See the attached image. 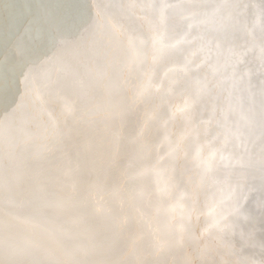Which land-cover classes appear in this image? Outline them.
Segmentation results:
<instances>
[{
	"label": "snow or ice",
	"instance_id": "obj_1",
	"mask_svg": "<svg viewBox=\"0 0 264 264\" xmlns=\"http://www.w3.org/2000/svg\"><path fill=\"white\" fill-rule=\"evenodd\" d=\"M169 7L172 6L165 5L159 10L161 23ZM176 7L185 13L183 19L194 23L175 42H170L155 27L152 59L155 62L160 57L179 54L183 61L168 69L159 84H154L152 75L138 65L140 51L135 36L121 29L120 34L127 35L128 41L124 68L129 73L134 70L138 73L132 97L135 103L151 97L154 90H161L165 81L169 93L182 98V104L175 106L170 119H179L183 131L175 145H170L167 155L182 152L197 173L212 177L205 226L199 236L190 235L193 215L199 218L198 193L175 195L173 177L161 167L164 157L148 170L156 177L154 192L140 189L129 198L138 213L137 222L147 234L150 255L158 256L187 242L204 255L213 251V247L205 243L204 248H200V242L215 240L214 250L223 257L221 264H256L255 251L250 256L244 255L255 235L253 231H245L244 224L252 219L248 207L252 195L258 192L264 197V37L257 39L256 24L253 23L264 16V9L256 7L253 0H219L215 4L193 2ZM76 14L72 0H66L55 8L29 5L6 20H0V99L9 98L19 90L18 86H23L10 117L23 113L26 97L38 93L37 68L54 60L59 65L56 70L58 79L78 75L80 65H84L98 81L111 78L108 70L96 65L94 59L92 67L88 66L90 49H78L75 55L81 59L75 64L71 60L46 55L40 59L53 44L58 52L66 49L68 41L59 37L71 27ZM102 15L100 10L96 11V16ZM95 27L99 29L103 25L97 23ZM112 29L116 32L115 25ZM193 29L198 35L188 39ZM186 46L197 47L191 54L184 55ZM257 48L261 53L256 68V73L261 76L259 91L251 84L253 61L249 59ZM205 68L210 69V73L204 72ZM246 82L247 88H242ZM176 89L180 91L176 92ZM225 93L226 105L219 109L214 106L212 111L213 116L219 111L221 119L217 120L216 126L220 130L215 135L206 129L201 131V125L212 121L197 123V107L206 99H215ZM237 93L240 94L238 100ZM64 112L68 117L75 116L76 102L66 99ZM123 115V112L119 113L121 118ZM232 116L237 118L232 119ZM257 129L258 138L255 137ZM257 139L261 144L258 153L254 152ZM32 140L33 137L26 134L24 143ZM18 148L10 128L7 142L9 164L5 174L3 135L0 132V256H7L6 260L0 258V264H120L110 257L91 224L92 218L110 213L103 198L95 200L91 207L73 205L69 209L66 200L49 199L43 188L22 190L21 185L28 179L35 181L38 173L29 177L22 171L24 165L16 156ZM133 167L134 163L130 161L128 168ZM257 172L258 184L254 175ZM64 174L69 178L72 176L70 165ZM143 174L132 173L127 176V182H135L137 176ZM250 174L252 179H249ZM72 190L75 191L74 184ZM154 196L158 204L153 213ZM189 200L191 206L187 203ZM24 209L29 211L24 213ZM259 209L264 220V199L260 200ZM226 238L231 242L226 243ZM237 242L240 243L239 249ZM258 255L259 264H264V242L259 246Z\"/></svg>",
	"mask_w": 264,
	"mask_h": 264
},
{
	"label": "bare ground",
	"instance_id": "obj_2",
	"mask_svg": "<svg viewBox=\"0 0 264 264\" xmlns=\"http://www.w3.org/2000/svg\"><path fill=\"white\" fill-rule=\"evenodd\" d=\"M66 0H0V20L14 13H19L29 5H48L55 8ZM77 14L71 27L67 28L62 37L68 41L63 52H58L55 44L41 55L57 57L61 60H71L77 63L80 57L75 53L78 49H90L89 67L94 59L96 65L106 68L110 79L98 81L94 74L86 71L80 65L79 73L75 76H61L57 78L58 61L39 67L36 70L38 93L25 99L23 113L10 117L12 107L19 97L23 86H18L7 99H0V132L3 135V165L5 174L9 164L7 142L9 129L15 142L19 145L17 159L24 165V171L29 177L38 173L36 180H26L21 185L22 190L43 188L49 199L63 198L67 207L73 205L92 206L101 197L110 213L103 217H94L91 224L99 234L110 257L120 264H221L222 255L214 248L215 240L201 241L200 248L205 243L213 247V251L204 255L191 242L183 246L168 249L158 256L150 255L148 237L138 224V213L130 200L132 193L144 189L155 190L156 177L148 172L161 157L164 161L161 167L172 175L175 195L193 191L198 193V213L192 217L190 235L199 236L205 226L208 211L206 203L211 200V176L197 173L183 153L168 156L170 145H175L183 131V124L179 119H170L177 104H182V98L175 93H169L167 81L159 91H153L151 97L142 102L133 101V88L137 83V71L129 73L124 64L128 55L127 35H121L120 30L131 33L136 38L140 51L138 65L144 72L150 73L154 84H159L168 69H173L183 61V56L172 54L160 57L155 62L152 59V38L155 27L165 34L170 42H175L189 31V25L194 22L183 19V13L177 5L190 3H212L219 0H72ZM259 9H264V0H253ZM171 5L165 13L163 23L160 20V9ZM100 10L102 16H96ZM148 17V19H144ZM149 20L152 23H149ZM110 21V23H109ZM102 24V28L95 25ZM257 39L264 37V16L254 20ZM112 25L116 26L113 32ZM198 35L193 29L191 36ZM58 38V39H59ZM197 46L185 47L184 55L195 51ZM261 56L259 48L250 55L253 61L251 84L259 91L261 76L256 73ZM199 62V61H197ZM223 63V61H222ZM243 71V68L241 69ZM204 72L210 69L205 68ZM203 75V72L201 73ZM179 75V74H177ZM247 82L242 88H247ZM180 89H176L179 92ZM226 93L215 99H206L196 109L195 119L209 121L210 124L201 125V131L208 130L215 135L217 120L221 119L219 111L213 116V107L226 105ZM237 93V100L239 99ZM247 93H245V96ZM70 99L76 102L75 116L68 117L64 112V101ZM169 104L172 107H169ZM247 106V105H246ZM123 112V118L119 113ZM232 116V119H236ZM23 121V122H22ZM95 121V122H93ZM167 121V123H165ZM26 134L33 137L31 143L25 144ZM259 137V130L255 132ZM261 144L257 139L254 152L258 153ZM132 161L134 167L128 168ZM71 166L72 176L66 177L65 171ZM132 173L138 175L135 182H127V176ZM259 183L258 172L254 174ZM221 178H223L221 176ZM236 177H233L235 179ZM252 179V175H249ZM75 185V191L72 185ZM264 199L254 193L248 201L252 219L244 224L245 231L254 232V240L250 242L244 255L257 253L256 264H259V246L264 242V220L261 219L259 203ZM188 205L191 206L189 200ZM158 199L152 198V212L154 213ZM24 209L22 212L27 213ZM231 242L226 238V243ZM237 249L240 243H236ZM0 258L7 259L6 254ZM233 260L236 257H232Z\"/></svg>",
	"mask_w": 264,
	"mask_h": 264
}]
</instances>
